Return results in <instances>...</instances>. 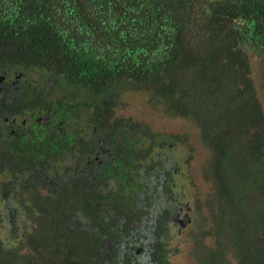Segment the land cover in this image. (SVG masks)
I'll return each mask as SVG.
<instances>
[{"label": "trees", "instance_id": "1", "mask_svg": "<svg viewBox=\"0 0 264 264\" xmlns=\"http://www.w3.org/2000/svg\"><path fill=\"white\" fill-rule=\"evenodd\" d=\"M0 75L13 83L0 94V264H172L180 250L149 215L168 191L150 157L136 149L104 180L84 168L119 133L190 144L124 114L130 92L192 124L210 153L211 189L184 231L194 262L264 264V0H0ZM193 160L178 150V166ZM176 165L166 177L183 200Z\"/></svg>", "mask_w": 264, "mask_h": 264}, {"label": "flooded vegetation", "instance_id": "2", "mask_svg": "<svg viewBox=\"0 0 264 264\" xmlns=\"http://www.w3.org/2000/svg\"><path fill=\"white\" fill-rule=\"evenodd\" d=\"M16 79L18 80V78ZM11 86H13V83L10 84L6 76L0 75V94L2 92L4 94L11 93L8 89ZM26 119L27 117H24L21 124L17 126L22 127V124L25 125L27 122ZM52 125L54 124L51 123L47 126L50 127ZM54 126L56 127V125ZM59 128L61 129V127ZM121 137L122 134L119 133V136L116 139L98 138V140L95 142L96 148H93L92 150L93 158L91 159L89 156L90 165L85 166L84 168L94 176L104 180L103 178L105 177V174L108 173L106 170H109L107 164L111 163V168L115 167L117 169H122L124 166L121 167V164L130 160V154L136 149H138L137 152L140 156V159L145 160L146 157H150L154 171L164 174L166 178L165 181L168 182V191L162 193L161 199L153 205V207L150 209L149 215L151 218L156 220V222L159 220L166 221L169 227L167 230V241L170 242V248L173 250L176 248L180 249L182 238L180 235L190 227V222H192V214L194 211V203L192 204L191 199L188 197H183V200H181V198L171 190L169 183L174 182L173 180L170 181L166 175L172 168H174L176 163V173L179 172V168H181L182 172L183 167L181 165L178 166V150L182 152V146L175 147L174 144L164 145L163 142L160 143L156 140H147V142L150 144V149H147L146 144H144V146L132 147L126 138ZM122 156H125L126 160H124ZM133 156H135V154H133ZM125 169L126 168H123L122 171ZM103 185H105V183H103ZM144 197L146 198V196ZM141 207H144V205H141ZM144 209L147 210L145 207ZM144 216L148 218L146 213ZM154 216H157V218H154ZM147 218H144V220L146 221ZM150 220L148 222H153V220ZM178 235L180 236L179 238H177ZM177 254H179V252Z\"/></svg>", "mask_w": 264, "mask_h": 264}, {"label": "rangeland", "instance_id": "3", "mask_svg": "<svg viewBox=\"0 0 264 264\" xmlns=\"http://www.w3.org/2000/svg\"><path fill=\"white\" fill-rule=\"evenodd\" d=\"M254 58L255 57H253V59ZM254 74L258 79V84H261V68L255 67ZM123 99L126 101V103H128L126 107L127 110L124 111V114L145 121L155 132L183 134L191 137V142L189 144L190 146L186 145L182 152L187 154L193 148L194 160L190 167H185L183 169L184 177L182 178L183 181L180 182V184H184L186 188V195L189 199H191L192 204L198 198L201 200L204 199L211 189V184L204 180L203 173V166L206 160L209 158L210 153L200 144L198 131L193 127L192 124L185 120L169 119V117L165 116L163 111L153 107L149 103V97L147 94L130 92L127 93ZM120 112H122V110H120ZM181 160L182 159H180V161ZM180 236H183L181 238L180 251L179 254H175V256L172 257V264H196L190 254V252L193 250L194 244L188 241L184 235V232ZM207 244L212 246L213 242L209 240L207 241Z\"/></svg>", "mask_w": 264, "mask_h": 264}]
</instances>
